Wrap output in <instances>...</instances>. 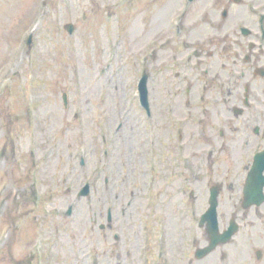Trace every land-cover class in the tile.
<instances>
[{
  "label": "rangeland",
  "instance_id": "rangeland-1",
  "mask_svg": "<svg viewBox=\"0 0 264 264\" xmlns=\"http://www.w3.org/2000/svg\"><path fill=\"white\" fill-rule=\"evenodd\" d=\"M209 5H189L179 35L185 0H0V264L257 262L264 204L258 212L241 207L245 151L239 164L235 151L209 158L198 134V97L187 106L169 92L173 79L202 90L203 69L215 56L192 66L173 65L171 55L190 49L183 41L209 42L201 19ZM144 72L151 116L136 93ZM189 107L187 131L197 132L196 141L178 151L174 113ZM87 182L90 195L79 197ZM214 182L224 185L221 228L234 210L240 231L197 259V246L207 242L198 223Z\"/></svg>",
  "mask_w": 264,
  "mask_h": 264
},
{
  "label": "flooded vegetation",
  "instance_id": "flooded-vegetation-1",
  "mask_svg": "<svg viewBox=\"0 0 264 264\" xmlns=\"http://www.w3.org/2000/svg\"><path fill=\"white\" fill-rule=\"evenodd\" d=\"M202 13L201 19L206 20L203 36L209 42L200 44L194 58L208 65L205 60L215 56L204 69L207 79L200 93L188 79L181 81L184 86L172 80L169 92L174 98L185 97L188 105L196 97L201 99L204 117L198 134L204 149L235 151L236 164L237 153L245 151L244 167L249 168L255 152L264 151V0H210ZM184 54H174L172 64L177 59L184 61ZM192 115L188 108L186 125ZM194 136L196 133L188 131L186 138L196 141ZM254 211L260 208L254 207Z\"/></svg>",
  "mask_w": 264,
  "mask_h": 264
},
{
  "label": "water",
  "instance_id": "water-1",
  "mask_svg": "<svg viewBox=\"0 0 264 264\" xmlns=\"http://www.w3.org/2000/svg\"><path fill=\"white\" fill-rule=\"evenodd\" d=\"M70 32H73L74 26L72 24L67 25ZM142 100L145 105L147 102V89H146V77L142 81ZM262 156L259 160H262ZM258 160V161H259ZM260 166H254L249 175L247 177V182L245 185V200L244 206L247 207L252 203L260 204L264 200V163L263 160L259 161ZM89 193V185L84 187V189L80 192V195H86ZM218 190L217 187L212 189V195L210 198L211 206L207 210V212L202 216L201 223L207 221L208 232L210 234V244L208 247L204 249H200L197 251V257H202L206 253L210 252L218 243L228 241L234 232L238 230V224L232 222L229 229L225 230L224 233L219 232L218 222H217V212L216 206L218 204L217 201ZM70 212V211H69Z\"/></svg>",
  "mask_w": 264,
  "mask_h": 264
}]
</instances>
